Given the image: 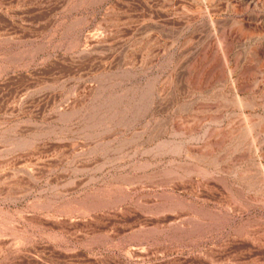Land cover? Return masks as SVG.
<instances>
[{
    "label": "rangeland",
    "instance_id": "1",
    "mask_svg": "<svg viewBox=\"0 0 264 264\" xmlns=\"http://www.w3.org/2000/svg\"><path fill=\"white\" fill-rule=\"evenodd\" d=\"M0 264H264V0H0Z\"/></svg>",
    "mask_w": 264,
    "mask_h": 264
}]
</instances>
